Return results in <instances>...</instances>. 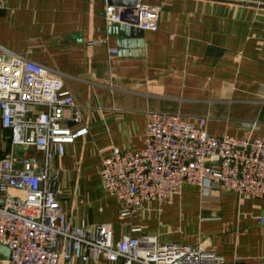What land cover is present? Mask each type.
<instances>
[{
    "label": "crops",
    "instance_id": "0c3cea01",
    "mask_svg": "<svg viewBox=\"0 0 264 264\" xmlns=\"http://www.w3.org/2000/svg\"><path fill=\"white\" fill-rule=\"evenodd\" d=\"M106 1L4 0L0 8V51L59 73L80 119L67 125L86 130L55 160L64 211L75 224H110L115 240L137 236L131 229L138 227L166 243L264 264V196L202 195L184 184L169 202L121 217L98 174L112 147L141 149L148 110L204 116L210 134L264 140V0H136L161 8L157 27L127 35L105 22ZM10 136L0 126V159L38 154L11 146ZM77 189L85 217L69 203Z\"/></svg>",
    "mask_w": 264,
    "mask_h": 264
},
{
    "label": "built area",
    "instance_id": "2783aa9c",
    "mask_svg": "<svg viewBox=\"0 0 264 264\" xmlns=\"http://www.w3.org/2000/svg\"><path fill=\"white\" fill-rule=\"evenodd\" d=\"M4 0H0V8ZM161 8L105 3L108 25L121 23L140 30L157 27ZM110 52L114 53L112 49ZM65 110H70L68 118ZM142 147L136 152L112 147L101 157V186L120 205L121 217L148 202L160 205L180 193L184 184L202 195L231 189L254 198L264 196V140L207 132L206 117L144 112ZM72 95L61 75L0 51V126L10 131V145L38 154L6 155L0 159V244L9 249L0 264H58L73 260L121 264H255L224 257L199 246L161 241L140 228L137 236L114 239L108 223L75 224L64 211L59 168L55 160L65 147L85 133L72 130L79 122ZM264 225V218L260 219Z\"/></svg>",
    "mask_w": 264,
    "mask_h": 264
},
{
    "label": "water",
    "instance_id": "95a60500",
    "mask_svg": "<svg viewBox=\"0 0 264 264\" xmlns=\"http://www.w3.org/2000/svg\"><path fill=\"white\" fill-rule=\"evenodd\" d=\"M107 2L115 6L132 7L136 3V0H107ZM112 27H118L119 32L125 35H127L129 32L134 33V31H138V28L134 26H129L121 23H113L111 25V28ZM8 256L9 249L6 246L0 244V260L6 261L8 259Z\"/></svg>",
    "mask_w": 264,
    "mask_h": 264
},
{
    "label": "rangeland",
    "instance_id": "374dc122",
    "mask_svg": "<svg viewBox=\"0 0 264 264\" xmlns=\"http://www.w3.org/2000/svg\"><path fill=\"white\" fill-rule=\"evenodd\" d=\"M17 147H21V146H17ZM22 154V153H21ZM79 191H78V189L75 191V193H73L71 196H72V198L70 199V201L69 200H67V202L69 201V203L70 204H72V207L73 208H75L76 210H78V209H80V211H78V214H80V216H84L85 217V214H86V210H85V208H83L82 206H80V205H82L81 203H86V201H84L83 199H82V202H80V200L81 199H78L79 198ZM96 196H98V195H93L92 196V201H90V206L92 207L93 206V208L94 207H96L97 205H98V203H99V201H97L96 200ZM75 199L77 200V201H75ZM75 203H77L76 205H75ZM80 206V207H79Z\"/></svg>",
    "mask_w": 264,
    "mask_h": 264
}]
</instances>
